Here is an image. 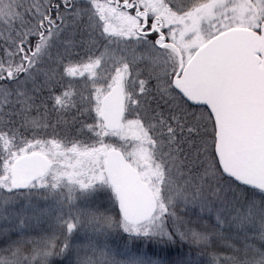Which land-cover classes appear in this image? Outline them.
I'll use <instances>...</instances> for the list:
<instances>
[{"label":"trees","instance_id":"obj_1","mask_svg":"<svg viewBox=\"0 0 264 264\" xmlns=\"http://www.w3.org/2000/svg\"><path fill=\"white\" fill-rule=\"evenodd\" d=\"M33 1L0 0L2 11L19 10L14 25L23 24L17 30L13 29L12 35L15 32L16 35H13L12 42L10 25L13 24L0 22V85L8 84L4 81L8 75L15 77L17 73L15 80L21 81L30 74L32 67L41 60V53L49 51V40H54L57 35L53 26L57 20L63 21L67 6L75 8L87 1L88 8L94 2L100 5H93L94 11L101 8L100 11L104 12L109 7V0H48L47 4L35 0L42 5L38 6V12H35L37 7L32 12L29 4H38ZM28 17L30 19L24 24L23 19ZM121 31V34L129 33L128 27ZM47 70L33 73L46 74V78L49 77L47 84L46 79L38 81L33 90L26 91L27 98L15 99L17 109L12 115L6 107L0 112V264H264V195L224 178L217 170L212 151L206 152L202 167L195 171L208 170L210 160L212 168L215 165L213 187L216 191H211L207 178L200 184L205 191L202 197L206 203H228L230 201L218 199L241 196V200L231 199L230 208H235L239 214L230 220H223L208 211L201 212L186 202L185 205L174 204L170 211L167 205L168 210H158L143 225L128 226L119 216L108 192L85 196V191L81 190L84 196L77 197V209L84 210L75 217L79 225H68L62 207L58 210L60 201L55 202L53 198L57 197L64 204V200L68 202V198L57 196H64L67 182L88 185V181L77 183L70 180L71 165H84L88 155L102 146L108 132L101 128L95 106L88 104V87L78 80L69 83L63 67ZM172 92L181 101L180 107L199 109L185 103L174 90ZM158 107L161 110L154 113L169 114L160 100ZM179 113L168 118L154 117L155 122L167 124H161L164 129L158 130L156 142L171 152L175 147L183 160L188 157L184 162L193 163L202 148L207 151L206 144L202 147L207 136L200 132L195 136L193 132L198 133L194 130L197 124L191 118L187 122L181 116L183 113ZM34 124L37 129H33ZM164 130H172V133L163 137ZM170 135L180 143L169 139ZM41 141L45 142V148L38 145ZM48 148L52 152L48 156L52 166L40 181L41 185L34 184L23 192L10 190L8 177L14 160L34 149L46 153ZM192 172L194 170L189 171ZM104 186L107 188L106 184ZM27 196L30 197L27 200L41 211L28 216L32 219L30 221L25 220L24 213L18 217L23 209L22 202L17 200L11 208L2 207V199ZM85 201L87 205L83 204ZM249 201L258 205L255 211H247ZM159 213L161 218L156 219Z\"/></svg>","mask_w":264,"mask_h":264},{"label":"rangeland","instance_id":"obj_2","mask_svg":"<svg viewBox=\"0 0 264 264\" xmlns=\"http://www.w3.org/2000/svg\"><path fill=\"white\" fill-rule=\"evenodd\" d=\"M43 1L46 4L48 2V0ZM29 5L32 6L30 7L32 12L36 7L35 12H38L39 3ZM93 5L100 6L94 2L88 8L87 1L81 2L75 8L67 6L65 9L67 12L62 16L63 21L57 20V24L53 26L57 35L54 40H49L50 52L47 50L42 52L41 60L36 62L30 74L21 81L15 80L18 76L15 73V77L12 74L6 76L4 81L8 84L0 85V112L6 107L11 115L17 109L14 105L15 99L27 98L26 91L33 90L38 81L44 82L46 79L47 84L49 77L46 78V74L39 75L46 69L63 67L66 71L64 77L69 79V83L78 80L77 82H81L84 87H88V104L95 106L97 115L102 97L116 84L122 89L124 114L118 131L108 133L102 146H98L88 155L84 165L80 163L71 165L70 180L77 183L88 181V185L67 182L65 194L61 193L64 196L61 197L60 194L57 196L68 198V202L64 200V204L57 197L53 198L55 202L60 201L58 210L62 207L63 212L66 213L63 216L65 222L68 225L78 224L75 217L84 210L77 209L79 201L77 197L84 196L81 190L85 191V196L100 195L106 191L113 197L115 203L113 192L102 169L104 154L111 149L118 150L137 171L140 180L147 185L155 197L156 203L160 204L157 205L156 212L160 209L161 212L162 209L168 210L167 205L170 211L174 204L185 205L187 202L199 211L211 212L215 216H221L223 220H230L232 216L238 215L235 208H230L231 199L241 200V196L229 195L226 199H218L230 201L228 203L218 201L206 203L202 197L205 191L200 184H203L206 178L210 180L211 191L213 193L216 191L213 187L215 185L213 169L215 171L216 162L213 168L210 160L207 164L208 170L201 173L195 171L202 167L206 152L212 151L213 154L212 121L203 108L191 110L184 105L180 107L181 101L172 92L171 80L179 72L180 66L187 63L199 46L216 34L236 27L257 29L264 22V0H205L200 3L196 0H109V7L107 6L104 12L100 11L101 8L94 11ZM18 12L15 9L13 11L0 9V22L13 24L10 25L12 42L13 35H16V32L12 35L13 29L17 30L23 25L20 24L18 27L14 25L15 21H18L16 16ZM144 18L147 19L146 23ZM29 19L30 17L23 19V23L25 24V20ZM32 20H35L34 16ZM124 27H128L129 36L119 33ZM36 72L39 73L33 75ZM159 100L169 112V116L162 112L154 113L161 110L158 107ZM177 112L183 113L181 116L187 122L191 118L197 124L194 130L198 133L193 132L195 136L199 132L207 136L206 142L202 143V147L206 144L207 151L204 150L205 147L202 148L194 157L193 163L184 162L188 157L185 156L183 160L181 153L175 150V147L171 152L168 147L167 149L165 145L160 147L156 142L158 130L162 131L167 124L161 123L164 124L163 126L155 122L154 117L168 118ZM99 123L103 129L100 119ZM35 125L33 129H37ZM171 133L172 130H164L162 136ZM168 138L180 143L171 138V135ZM38 145L45 148L44 141ZM48 150L41 154L48 158L52 153L49 148ZM33 152L39 153L35 149L30 153ZM188 170L194 172L189 173ZM8 178L9 184L10 176ZM40 181L36 184L41 183ZM28 198L30 197L2 199V207L11 208L18 200L24 204L18 217L24 213L25 220L30 221L32 219L28 216L39 211L27 200ZM39 200L46 202L41 198ZM83 204L87 205V202ZM247 204V211L257 209L258 205L255 202L249 201ZM45 205L49 204L46 202ZM159 218L161 214L156 219ZM169 225L173 228L172 224Z\"/></svg>","mask_w":264,"mask_h":264},{"label":"water","instance_id":"obj_3","mask_svg":"<svg viewBox=\"0 0 264 264\" xmlns=\"http://www.w3.org/2000/svg\"><path fill=\"white\" fill-rule=\"evenodd\" d=\"M171 88L188 105L208 112L220 174L264 195V22L257 31L231 28L199 46L180 66ZM121 91L116 84L100 101L98 117L110 133L118 131L123 118ZM104 155L103 174L122 221L128 226L147 223L156 214L155 197L118 150ZM50 169L41 153L17 158L9 171L11 190L26 191Z\"/></svg>","mask_w":264,"mask_h":264},{"label":"bare ground","instance_id":"obj_4","mask_svg":"<svg viewBox=\"0 0 264 264\" xmlns=\"http://www.w3.org/2000/svg\"><path fill=\"white\" fill-rule=\"evenodd\" d=\"M146 21H147V19L146 18H144V22L146 23Z\"/></svg>","mask_w":264,"mask_h":264}]
</instances>
